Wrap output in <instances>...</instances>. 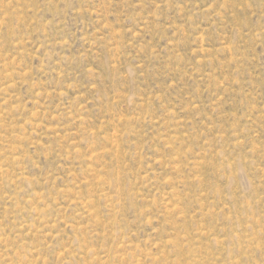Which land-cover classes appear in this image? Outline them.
Returning a JSON list of instances; mask_svg holds the SVG:
<instances>
[{"label": "rangeland", "instance_id": "obj_1", "mask_svg": "<svg viewBox=\"0 0 264 264\" xmlns=\"http://www.w3.org/2000/svg\"><path fill=\"white\" fill-rule=\"evenodd\" d=\"M0 264H264V0H0Z\"/></svg>", "mask_w": 264, "mask_h": 264}]
</instances>
